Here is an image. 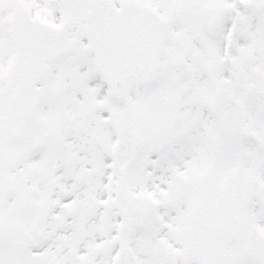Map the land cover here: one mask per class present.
I'll list each match as a JSON object with an SVG mask.
<instances>
[{
  "label": "snow or ice",
  "instance_id": "6c2138e0",
  "mask_svg": "<svg viewBox=\"0 0 264 264\" xmlns=\"http://www.w3.org/2000/svg\"><path fill=\"white\" fill-rule=\"evenodd\" d=\"M0 264H264V0H0Z\"/></svg>",
  "mask_w": 264,
  "mask_h": 264
}]
</instances>
